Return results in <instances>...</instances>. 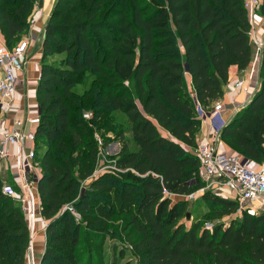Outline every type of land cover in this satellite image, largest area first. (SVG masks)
Wrapping results in <instances>:
<instances>
[{
    "label": "trees",
    "instance_id": "trees-1",
    "mask_svg": "<svg viewBox=\"0 0 264 264\" xmlns=\"http://www.w3.org/2000/svg\"><path fill=\"white\" fill-rule=\"evenodd\" d=\"M41 4L0 0L8 49L23 39ZM250 30L243 0H55L36 87L34 146H46L40 155L35 150L46 221L38 264H118L114 254L102 253L108 239L123 244L136 264H264V212L243 214L226 227L187 228L180 221L188 201L171 198L203 187L189 151L201 124L197 107L209 113L224 98L229 69L253 62ZM261 55L258 91L219 138L264 165V46ZM55 56L61 58L52 61ZM80 74L93 79L76 94ZM84 111L96 119L87 121ZM109 111L127 124L115 131L113 166L120 172L95 177L96 131L109 127L105 119L96 128V120ZM18 195L12 177L0 176V264L26 263L29 230ZM202 199L216 219L237 210L235 201L210 192Z\"/></svg>",
    "mask_w": 264,
    "mask_h": 264
},
{
    "label": "built area",
    "instance_id": "built-area-1",
    "mask_svg": "<svg viewBox=\"0 0 264 264\" xmlns=\"http://www.w3.org/2000/svg\"><path fill=\"white\" fill-rule=\"evenodd\" d=\"M243 5L251 20L257 12H260L261 0H243ZM249 37L255 52L260 54L264 41L254 38L252 26ZM32 40L33 36L29 35L14 48L8 49L0 32V164H4L7 168L11 167L14 171L13 179L19 189L18 200L23 207L29 230L28 258L29 254L32 258L34 256L31 252V244L37 236L36 223L40 215L36 188L39 167L35 163L34 146L35 131L39 125V112L36 117L25 121L27 130L18 127L21 124L20 121H14L12 127H8L4 113L16 94L18 75L23 70L25 54ZM228 91L232 94H242L246 101L250 100L256 92L252 91L247 80L242 77L230 83ZM223 112L222 101H217L209 113L197 107L200 121L203 122L208 118L209 139L189 151L199 161V179L203 187L184 197L194 200L210 191L215 196L235 201L238 211L245 206H249L252 211H258L264 207V165L245 159L238 153L228 154L219 150L217 144L220 139L219 133L227 123L221 116ZM83 118L88 120L89 115H83ZM95 139L100 150L102 141L97 135ZM98 153L100 155L99 151ZM2 193L12 195V191L7 187L2 188ZM69 211H73L72 207H69Z\"/></svg>",
    "mask_w": 264,
    "mask_h": 264
},
{
    "label": "crops",
    "instance_id": "crops-1",
    "mask_svg": "<svg viewBox=\"0 0 264 264\" xmlns=\"http://www.w3.org/2000/svg\"><path fill=\"white\" fill-rule=\"evenodd\" d=\"M55 0H42L40 7H34L29 17V30L23 38L29 35L33 36V40L30 42L28 50L25 54L23 62V70L18 75V82L16 86V94L10 103V106L6 108L4 113V119L8 127H12L14 121H20L21 129H26L25 121L38 115V104L36 101V87L40 76V62L42 55V42L44 39V27L50 16ZM252 30L254 32V38L258 41H264V14L257 12L254 17L250 20ZM5 41V40H4ZM252 42V40H251ZM261 53H256L253 62L248 68L239 70L236 66L229 69L228 79L223 86L224 98L222 103L224 105V112L221 114L222 118L228 122L234 115L235 110L244 107L248 102L242 94H232L228 91L230 83L234 82L238 78H245L248 84L251 86L252 91H257L259 87V67L261 61ZM254 95V94H253ZM209 126L208 118L201 122L199 132L196 137L197 145L204 144L209 139ZM116 144V143H115ZM218 148L220 151L232 154L236 153L230 147L226 146L225 143L219 139ZM118 144H116L117 146ZM115 154H117L119 147H116ZM189 150V149H187ZM11 176L14 178L13 169L7 168L4 164H0V176L7 177ZM14 180V179H13ZM173 197V196H172ZM46 223L43 221L41 216H38L36 223L37 241L34 244L35 239L32 241L31 252L35 255L40 256L44 251L45 242V228ZM37 244V247H36ZM35 245V246H34ZM34 246V247H33ZM34 255V254H33ZM29 262L33 263V258L29 254Z\"/></svg>",
    "mask_w": 264,
    "mask_h": 264
},
{
    "label": "rangeland",
    "instance_id": "rangeland-1",
    "mask_svg": "<svg viewBox=\"0 0 264 264\" xmlns=\"http://www.w3.org/2000/svg\"><path fill=\"white\" fill-rule=\"evenodd\" d=\"M149 0H138V5H141L143 3H148ZM127 13L130 12V5L128 4V9L126 10ZM14 45H11L10 48H12ZM256 52L254 49V56ZM61 56H55L52 61L59 60ZM79 77L83 81H79L78 85L75 86V89L73 90L74 93L80 94L84 90H87L89 86L92 83V77L88 74H80ZM89 115V119L87 121H90L94 118L93 114L91 111H84L82 113L83 115ZM105 119L106 120V125H109V127L100 129L98 131L97 126L98 125H105ZM97 124H96V135L101 139L102 141V146L104 145V142L106 141V147H102L100 150V155L98 153L97 155V166L94 171V175L98 176L100 174H103L104 172H111L115 174H119V170L114 168L113 166V158L115 156V149L118 147L116 146V140H115V131L119 129H124L127 127L126 120L125 118L120 115L117 112L114 111H109L100 118H97ZM103 123V124H102ZM96 130V129H95ZM125 139H128L129 136H125ZM116 143V144H115ZM35 145V143H34ZM226 145V144H225ZM227 146V145H226ZM37 149V154L40 155L44 150L46 149V146L44 144H36L35 150ZM95 176V177H96ZM210 192V191H209ZM212 195H214L212 192H210ZM203 195V194H202ZM202 195L199 196L198 198L191 200L187 199V197L184 196H173L172 197V202H177L180 200H185L187 202V209L185 211L184 217L181 219V223H183L187 228L190 227L193 223H200L204 228L211 230L215 225L220 224L226 227L232 220L235 219H240L243 214H249L251 213L252 215L259 214L261 212H264V207L258 211H252L249 206L242 207L240 211L238 209L234 212L231 213L230 215H225L223 217H218L216 219V216L212 213L209 214V209H210V203L208 201H205L202 199ZM69 207L71 206H65L69 210ZM188 215V218L186 217ZM44 221V220H43ZM46 223V221H44ZM45 228V227H44ZM45 230V229H44ZM37 237V236H36ZM36 240L34 241V244L36 243ZM45 244V242H44ZM29 246H30V241H29ZM29 246L27 249V254H26V263L25 264H30L29 258H28V253H29ZM35 246V245H34ZM33 246V247H34ZM37 247V244H36ZM120 250H123L124 253L121 256L120 255ZM102 253L104 257L110 258L113 254L115 257L118 258V264H136L134 257L130 254V252L127 250L125 251V248L123 244L120 242L116 241H111V240H106ZM33 264H38L40 259V256L35 255L33 253Z\"/></svg>",
    "mask_w": 264,
    "mask_h": 264
},
{
    "label": "water",
    "instance_id": "water-1",
    "mask_svg": "<svg viewBox=\"0 0 264 264\" xmlns=\"http://www.w3.org/2000/svg\"><path fill=\"white\" fill-rule=\"evenodd\" d=\"M257 91H258V90H257ZM257 91H256V92H257ZM256 92L254 93V95L256 94ZM254 95H253V96H254ZM253 96H252V98H253ZM252 98H251V99H252ZM251 99H250V100H251ZM250 100H249V102H250ZM249 102H248V103H249ZM38 112H39V111H38ZM228 122H229V121H228ZM228 122H227V123H228ZM227 123H226V124H227ZM217 130H218V129H217ZM186 217L188 218V215H187Z\"/></svg>",
    "mask_w": 264,
    "mask_h": 264
}]
</instances>
